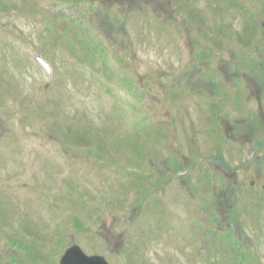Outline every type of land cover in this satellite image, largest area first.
I'll return each mask as SVG.
<instances>
[{
    "label": "rangeland",
    "instance_id": "rangeland-1",
    "mask_svg": "<svg viewBox=\"0 0 264 264\" xmlns=\"http://www.w3.org/2000/svg\"><path fill=\"white\" fill-rule=\"evenodd\" d=\"M76 1L0 0V31L5 24L14 33L0 32V233L1 226L9 224V229L16 231L19 221H23L31 223L29 230L35 226L33 234L40 230L47 234L49 230L43 223L63 218L69 220L67 225L73 229L71 242L79 241L86 252L102 253L77 227L90 221V217L102 216L103 235L113 243L126 241V250L130 252L128 264H160L165 251L169 264H264V84L257 80L261 78L260 70L252 58L257 46L255 53L264 57V28L259 32L261 38L253 30L243 32L251 26L255 15L242 14L238 18L239 7L229 3V9L221 0H173L172 7L166 5V0H89L93 26L99 25L97 30L110 40L111 50L116 51L122 64L133 63L134 74L128 77L134 86L130 88L136 87L140 93L144 85L140 87L137 79L141 76L145 80L147 105L143 108H150L153 118L170 120L175 125L173 129H163L165 126L149 113L138 116L137 100L129 106L120 96L111 103L93 97L94 89L90 86L102 91L98 84L106 86L119 80L118 71L95 48L93 40L77 39L74 29L81 17L82 1ZM257 9L264 21V0L257 2ZM13 11L15 14L10 13ZM117 12L121 16L115 18ZM127 12L136 15L139 22H131ZM162 13L172 15L173 22L181 28L182 16L192 17L189 33L195 65L187 73L196 95L192 99H200L212 115L217 111L225 115L226 145L214 151L213 158L206 162L215 170L217 179L213 182L203 176L200 180H183L182 185L192 197L186 190L178 194L179 187L172 181L178 171L183 173L175 169L180 159L174 151L184 155L189 169L196 167L202 172L201 164L190 166V162L194 154L202 152V144L208 143L215 124L211 114H196L189 104L188 92L168 79L172 72L183 69L177 64L179 56L171 34L152 24L154 14ZM243 35L248 38V48ZM200 46H211L222 57L234 53L238 46L242 51V69L248 63L253 65L243 71L251 79L249 111H244L246 93L237 83L224 86L227 98L215 91L210 95L213 85L209 84L208 63H215L217 58L211 60ZM27 55L48 61L53 68V83L48 74L39 71L38 65L34 66L38 73L26 66ZM225 67L220 68L224 74L228 69V76L235 75ZM41 83L48 87L37 95L35 86ZM167 84L174 97L168 95ZM120 86L124 90L129 88ZM229 97L236 98V109L229 106ZM23 127L33 136L22 148L18 139L28 136ZM35 127H46L75 146L85 143L90 149L97 144L100 151L106 148L112 152L102 164L81 158L78 162L85 164L76 171L66 169L72 161L65 158L64 181L59 183L58 168L50 158L34 153L42 145ZM223 127L224 124L219 129L222 132ZM28 144L29 150L24 148ZM45 149L40 151L47 153ZM23 153L35 160L33 172L37 178L28 187L31 184L35 190H51L50 179L56 180L52 184L54 190L44 199L34 191L27 195L12 182H3L21 173L16 163ZM151 157L154 166L149 168L142 162ZM127 201L137 203L138 207L144 204L140 206L143 210L136 216L134 210L126 209ZM123 210L133 221L137 219L134 236L127 225L117 220ZM204 221L207 224L203 227ZM218 222L229 232L226 238H218L211 230ZM139 230L145 235H139ZM107 261L123 264V257L115 255Z\"/></svg>",
    "mask_w": 264,
    "mask_h": 264
},
{
    "label": "water",
    "instance_id": "water-1",
    "mask_svg": "<svg viewBox=\"0 0 264 264\" xmlns=\"http://www.w3.org/2000/svg\"><path fill=\"white\" fill-rule=\"evenodd\" d=\"M73 255H76V254H75V252L73 253ZM73 255H72V254H71V255H69V257H68V258H69V259H71V258H74V256H73Z\"/></svg>",
    "mask_w": 264,
    "mask_h": 264
}]
</instances>
